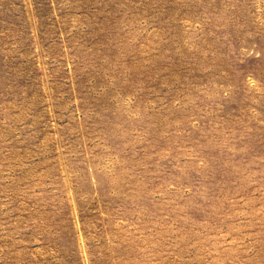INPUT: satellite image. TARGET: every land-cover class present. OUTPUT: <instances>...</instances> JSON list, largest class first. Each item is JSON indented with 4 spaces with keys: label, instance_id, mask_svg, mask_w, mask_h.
Wrapping results in <instances>:
<instances>
[{
    "label": "rangeland",
    "instance_id": "rangeland-1",
    "mask_svg": "<svg viewBox=\"0 0 264 264\" xmlns=\"http://www.w3.org/2000/svg\"><path fill=\"white\" fill-rule=\"evenodd\" d=\"M0 264H264V0H0Z\"/></svg>",
    "mask_w": 264,
    "mask_h": 264
}]
</instances>
